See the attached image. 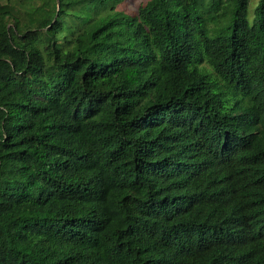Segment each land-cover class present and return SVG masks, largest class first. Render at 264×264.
<instances>
[{
    "label": "trees",
    "instance_id": "obj_1",
    "mask_svg": "<svg viewBox=\"0 0 264 264\" xmlns=\"http://www.w3.org/2000/svg\"><path fill=\"white\" fill-rule=\"evenodd\" d=\"M0 0V264H264V0Z\"/></svg>",
    "mask_w": 264,
    "mask_h": 264
},
{
    "label": "rangeland",
    "instance_id": "obj_2",
    "mask_svg": "<svg viewBox=\"0 0 264 264\" xmlns=\"http://www.w3.org/2000/svg\"><path fill=\"white\" fill-rule=\"evenodd\" d=\"M146 0H121L117 3L116 7L127 13L135 14L136 9L139 5L143 4ZM257 0H250L248 13L251 14Z\"/></svg>",
    "mask_w": 264,
    "mask_h": 264
}]
</instances>
